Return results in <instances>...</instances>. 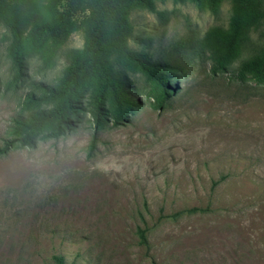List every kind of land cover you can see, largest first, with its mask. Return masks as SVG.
Returning <instances> with one entry per match:
<instances>
[{
  "label": "rangeland",
  "instance_id": "rangeland-1",
  "mask_svg": "<svg viewBox=\"0 0 264 264\" xmlns=\"http://www.w3.org/2000/svg\"><path fill=\"white\" fill-rule=\"evenodd\" d=\"M30 1L47 12V0ZM152 2L130 9L127 45L173 67L161 104L142 75L122 71L136 101L126 119L94 131L86 88L66 126L27 144L17 127L53 109L46 91L83 38L72 33L47 67L25 49L17 71L0 26V264H264V82L238 73L264 46V21L218 69L203 36L227 28L228 0L214 11L207 0Z\"/></svg>",
  "mask_w": 264,
  "mask_h": 264
},
{
  "label": "trees",
  "instance_id": "trees-1",
  "mask_svg": "<svg viewBox=\"0 0 264 264\" xmlns=\"http://www.w3.org/2000/svg\"><path fill=\"white\" fill-rule=\"evenodd\" d=\"M217 2L207 0L209 10L214 11ZM228 2L227 28H211L203 36L204 45L214 52L212 60L218 69L238 56L248 33L264 21V0ZM132 7L154 10L152 0H47V12L41 13L30 0H0V26L9 34L7 57L17 71L22 68L25 49L42 51L43 66L47 67L72 33L79 32L83 38L82 49L63 68L56 88L46 91L45 99L55 103L53 109L36 111L28 122L17 127L20 143L27 144L41 130L58 132L66 126L86 88L92 89L89 113L94 131L108 121L116 125L126 119L136 101L122 71L142 75L156 89L154 106L161 104L168 87L166 72L173 67L128 47L132 28L127 17ZM238 73L264 82V46L240 64ZM137 236L139 244L145 246L144 231L138 230ZM55 260L61 264L60 259Z\"/></svg>",
  "mask_w": 264,
  "mask_h": 264
}]
</instances>
